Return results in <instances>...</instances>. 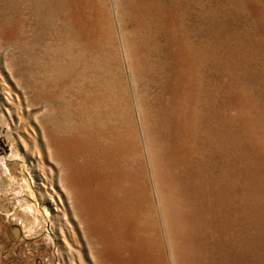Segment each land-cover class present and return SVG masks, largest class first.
Segmentation results:
<instances>
[{"label": "rangeland", "instance_id": "obj_1", "mask_svg": "<svg viewBox=\"0 0 264 264\" xmlns=\"http://www.w3.org/2000/svg\"><path fill=\"white\" fill-rule=\"evenodd\" d=\"M0 264H264V0H0Z\"/></svg>", "mask_w": 264, "mask_h": 264}]
</instances>
